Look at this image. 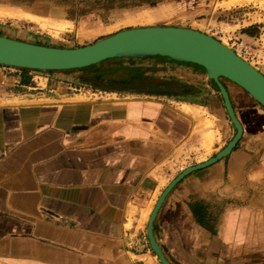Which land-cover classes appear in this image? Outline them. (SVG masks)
<instances>
[{
  "label": "crops",
  "instance_id": "crops-1",
  "mask_svg": "<svg viewBox=\"0 0 264 264\" xmlns=\"http://www.w3.org/2000/svg\"><path fill=\"white\" fill-rule=\"evenodd\" d=\"M142 63L165 93L0 65V264H162L159 199L237 130L204 68ZM222 82L244 133L167 196L154 237L170 264H264V108Z\"/></svg>",
  "mask_w": 264,
  "mask_h": 264
},
{
  "label": "rangeland",
  "instance_id": "rangeland-1",
  "mask_svg": "<svg viewBox=\"0 0 264 264\" xmlns=\"http://www.w3.org/2000/svg\"><path fill=\"white\" fill-rule=\"evenodd\" d=\"M0 26V33L63 49L89 46L127 29L191 28L230 48L236 42L249 46L262 55L255 64L264 71V0H0ZM73 72V82L100 89Z\"/></svg>",
  "mask_w": 264,
  "mask_h": 264
},
{
  "label": "water",
  "instance_id": "water-1",
  "mask_svg": "<svg viewBox=\"0 0 264 264\" xmlns=\"http://www.w3.org/2000/svg\"><path fill=\"white\" fill-rule=\"evenodd\" d=\"M154 57L170 58L204 68L208 78L219 88L228 115L237 130L235 138L222 152L205 163L187 168L171 182L159 199L150 219L148 233L161 263L170 264L154 237V222L167 196L186 176L230 156L244 133L222 80L238 85L264 108V74L218 39L191 28L156 26L127 29L76 49L48 47L0 36V65L10 68L44 72L73 71L116 58Z\"/></svg>",
  "mask_w": 264,
  "mask_h": 264
},
{
  "label": "trees",
  "instance_id": "trees-1",
  "mask_svg": "<svg viewBox=\"0 0 264 264\" xmlns=\"http://www.w3.org/2000/svg\"><path fill=\"white\" fill-rule=\"evenodd\" d=\"M155 59L163 60L166 62H175L170 58L154 57ZM153 58H116L111 59L100 64L91 66L89 68L73 70L81 72V79L92 86L110 89V90H122L128 89L130 91H151V87L159 88V92L165 91L158 87L159 82L145 77V73L148 71L146 68L138 66V62H145L152 60ZM130 63V64H127ZM197 66V65H196Z\"/></svg>",
  "mask_w": 264,
  "mask_h": 264
},
{
  "label": "built area",
  "instance_id": "built-area-1",
  "mask_svg": "<svg viewBox=\"0 0 264 264\" xmlns=\"http://www.w3.org/2000/svg\"><path fill=\"white\" fill-rule=\"evenodd\" d=\"M232 49L239 57L250 63L252 66L254 64V67L257 68L255 63L258 64V61L261 60L262 55L260 53L254 52L249 46L237 42L232 45Z\"/></svg>",
  "mask_w": 264,
  "mask_h": 264
}]
</instances>
